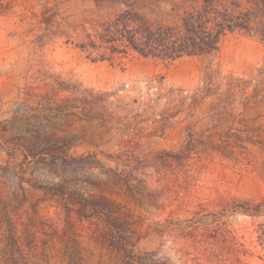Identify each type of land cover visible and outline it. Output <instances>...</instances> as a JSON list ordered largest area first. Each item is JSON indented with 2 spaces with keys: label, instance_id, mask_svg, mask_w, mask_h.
<instances>
[{
  "label": "trees",
  "instance_id": "trees-1",
  "mask_svg": "<svg viewBox=\"0 0 264 264\" xmlns=\"http://www.w3.org/2000/svg\"><path fill=\"white\" fill-rule=\"evenodd\" d=\"M31 1L0 0V16L21 8V25L33 27L35 23L27 16ZM92 1L88 11L68 16L59 13L53 0L37 1L41 6L37 15L41 34L34 37L36 47L59 40L86 54L92 62L121 63L132 52L172 63L183 57L217 54L221 39L228 33L241 32L264 42V0ZM249 76L222 75L209 69L199 92L178 102L182 105L188 98V110L204 108L213 118H220L236 103L245 108L264 100V61ZM57 86L29 85L26 101L43 103L52 118L66 115L84 119L97 132V136L91 134V144L113 130H121L127 138L125 146H133L140 130L107 107L121 109L122 102L108 104L110 94L72 84L67 89L70 96L62 98L63 89ZM209 97L213 101L208 106L205 101ZM49 142L56 151L35 152V146L30 145L33 148L28 149L30 153L24 155V160L37 158L45 166L56 168L68 167L69 159L76 166L98 170L106 181H93L89 187L68 191L64 181L38 188L66 215L86 222L92 239L122 257V264H249L245 258L252 256L250 243L232 224L238 215L250 219L253 248L262 253L260 259L264 258V194L259 198L233 196L215 184L210 187L209 198L200 200L196 196L204 186L203 175L210 163L218 160L236 167L255 162L251 147L264 150L263 115L252 119L238 116L225 129L216 125L199 132L188 129L177 150L161 151L151 158L139 157L129 149L106 155L116 162L115 167H105L96 153L68 158L61 151L74 145L65 143L69 142L66 138ZM42 150L48 151L44 147ZM258 173L264 178V160ZM107 187L110 196L104 194ZM143 225L163 237V243L153 251L136 255L132 247L139 236L134 227Z\"/></svg>",
  "mask_w": 264,
  "mask_h": 264
},
{
  "label": "rangeland",
  "instance_id": "rangeland-1",
  "mask_svg": "<svg viewBox=\"0 0 264 264\" xmlns=\"http://www.w3.org/2000/svg\"><path fill=\"white\" fill-rule=\"evenodd\" d=\"M37 1L27 4L36 16L41 9ZM53 1L62 16L80 15L93 7L92 0ZM20 9L0 16V264H122V257L92 239L86 222L66 215L53 198L38 188L64 181L66 191L77 190L89 187L93 181L102 184L106 178L98 170L76 166L69 159L68 167L53 168L37 158L25 161L24 155L33 146L35 152L56 151L49 141L66 138L69 142L65 143L74 145L60 150L68 158L96 153L105 167H115L116 162L106 155L129 149L139 157L151 158L161 151L177 150L188 129L199 132L213 125L225 129L238 116L248 119L264 116V100L245 108L236 103L220 118H213L204 108L188 110V98L182 105L178 102L199 92L209 69L222 75L250 77L249 73L264 61V42L234 32L221 39L219 52L213 55L165 63L130 52L121 63L92 62L86 54L59 40L47 41L37 48L34 37L41 34L39 17L28 12V21L35 24L25 27L21 25ZM45 84L54 87L60 84L62 98L70 96L67 89L71 84L110 94L108 104L123 103L121 109L107 106L110 111H115L124 122L135 123L141 133L131 148L125 146L127 138L121 130H113L103 140L96 139V144H91L90 136L93 133L97 136V132L84 119L66 115L52 118V112L43 103L26 101L29 85L44 88ZM212 101L209 97L205 103L209 106ZM42 146L48 151L42 150ZM251 151L255 156L252 165L235 167L218 160L210 163L197 198H209L210 187L215 184L233 196L261 197L264 178L258 169L264 160V150L253 146ZM103 191L111 195L108 187ZM196 204L194 201L193 205ZM232 224L238 235L250 243L252 256L245 258L246 262L264 264V258L260 259L262 253L253 248L255 237L250 219L238 215ZM134 228L139 236L132 247L136 255L153 251L163 243V237L148 231L146 225Z\"/></svg>",
  "mask_w": 264,
  "mask_h": 264
}]
</instances>
